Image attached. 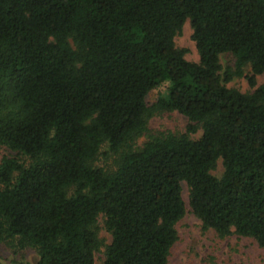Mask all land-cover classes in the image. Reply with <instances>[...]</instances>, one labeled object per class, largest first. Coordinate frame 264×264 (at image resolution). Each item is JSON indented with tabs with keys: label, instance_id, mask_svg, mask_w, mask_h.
I'll return each instance as SVG.
<instances>
[{
	"label": "trees",
	"instance_id": "16d2710c",
	"mask_svg": "<svg viewBox=\"0 0 264 264\" xmlns=\"http://www.w3.org/2000/svg\"><path fill=\"white\" fill-rule=\"evenodd\" d=\"M186 20L196 62L174 43ZM246 66L253 90L227 87ZM260 74L264 0H0V244L37 254L0 263L96 264L103 246L102 264H167L182 183L204 230L264 247ZM168 111L185 132L138 145Z\"/></svg>",
	"mask_w": 264,
	"mask_h": 264
},
{
	"label": "rangeland",
	"instance_id": "374dc122",
	"mask_svg": "<svg viewBox=\"0 0 264 264\" xmlns=\"http://www.w3.org/2000/svg\"><path fill=\"white\" fill-rule=\"evenodd\" d=\"M192 29L189 21L186 20L180 33L174 37L176 47L186 48L185 58L189 61H198V53L191 37ZM234 58L229 53L220 55L222 67H232ZM250 74L249 66L244 68V76L234 77L225 85L233 87L241 92L252 91L248 85L245 75ZM264 84V75L256 76V86ZM167 90V83L152 89L146 96V103L151 105ZM188 120L177 111L156 113L149 117L147 122L148 132L137 140L140 145L148 138V134L158 132L184 133ZM201 135L199 129L189 136L193 139ZM5 146H0V161L3 157L14 156ZM223 171L221 160L218 159L216 167L211 174L219 177ZM182 196L185 202L186 211L183 217L176 223L177 239L170 249L167 264H264V247H260L257 242L249 237L230 234L226 237H219L214 230H204L201 221L191 212L188 205V187L182 183ZM98 235L104 244L110 242V233L104 229L102 217L98 218ZM37 254L33 249L14 250L5 244H0V261L9 262L11 259L17 261H28L33 263ZM104 259V247L95 254L96 264H102Z\"/></svg>",
	"mask_w": 264,
	"mask_h": 264
},
{
	"label": "water",
	"instance_id": "95a60500",
	"mask_svg": "<svg viewBox=\"0 0 264 264\" xmlns=\"http://www.w3.org/2000/svg\"><path fill=\"white\" fill-rule=\"evenodd\" d=\"M0 264H3V263H0Z\"/></svg>",
	"mask_w": 264,
	"mask_h": 264
}]
</instances>
